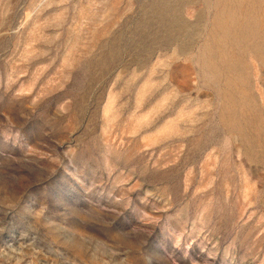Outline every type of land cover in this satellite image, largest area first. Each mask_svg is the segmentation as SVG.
I'll return each instance as SVG.
<instances>
[{
	"label": "rangeland",
	"instance_id": "374dc122",
	"mask_svg": "<svg viewBox=\"0 0 264 264\" xmlns=\"http://www.w3.org/2000/svg\"><path fill=\"white\" fill-rule=\"evenodd\" d=\"M206 1L0 0V264H264V53L226 104Z\"/></svg>",
	"mask_w": 264,
	"mask_h": 264
},
{
	"label": "bare ground",
	"instance_id": "6f19581e",
	"mask_svg": "<svg viewBox=\"0 0 264 264\" xmlns=\"http://www.w3.org/2000/svg\"><path fill=\"white\" fill-rule=\"evenodd\" d=\"M210 1L215 8L214 20L205 43L196 55V62L200 71L205 73L203 77L207 76L208 83L215 86L227 104L228 101L236 100L235 92L240 89L246 97L251 96L253 80L251 74L244 72V68L246 69V61L250 57L255 58L264 53V35L257 16L256 0L206 2ZM211 3L206 5H212ZM210 8L208 6L207 9ZM201 14L199 13L198 17ZM198 25L200 26L199 22ZM229 72L233 75L228 74Z\"/></svg>",
	"mask_w": 264,
	"mask_h": 264
}]
</instances>
